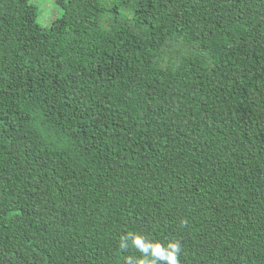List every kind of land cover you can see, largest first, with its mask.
I'll return each instance as SVG.
<instances>
[{
  "label": "trees",
  "instance_id": "trees-1",
  "mask_svg": "<svg viewBox=\"0 0 264 264\" xmlns=\"http://www.w3.org/2000/svg\"><path fill=\"white\" fill-rule=\"evenodd\" d=\"M0 0V264H264V0Z\"/></svg>",
  "mask_w": 264,
  "mask_h": 264
},
{
  "label": "clouds",
  "instance_id": "clouds-1",
  "mask_svg": "<svg viewBox=\"0 0 264 264\" xmlns=\"http://www.w3.org/2000/svg\"><path fill=\"white\" fill-rule=\"evenodd\" d=\"M129 240L142 254V258L134 260L132 257H126V264H179L178 254L181 251L179 241H170L164 245L160 242H150L143 235L128 233L121 237L119 247L127 249Z\"/></svg>",
  "mask_w": 264,
  "mask_h": 264
},
{
  "label": "rangeland",
  "instance_id": "rangeland-1",
  "mask_svg": "<svg viewBox=\"0 0 264 264\" xmlns=\"http://www.w3.org/2000/svg\"><path fill=\"white\" fill-rule=\"evenodd\" d=\"M38 3L41 9L40 22L49 24L53 19L61 15V8L54 4L53 0H32Z\"/></svg>",
  "mask_w": 264,
  "mask_h": 264
}]
</instances>
